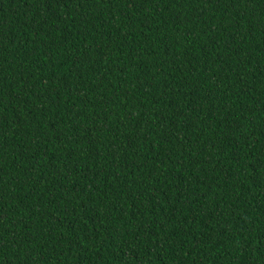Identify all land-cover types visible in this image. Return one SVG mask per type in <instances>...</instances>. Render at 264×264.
<instances>
[{"label":"trees","instance_id":"obj_1","mask_svg":"<svg viewBox=\"0 0 264 264\" xmlns=\"http://www.w3.org/2000/svg\"><path fill=\"white\" fill-rule=\"evenodd\" d=\"M0 264H264V0H0Z\"/></svg>","mask_w":264,"mask_h":264}]
</instances>
